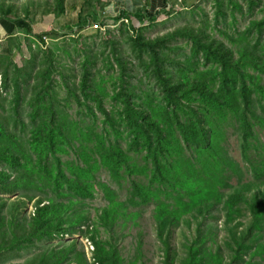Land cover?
<instances>
[{
  "label": "trees",
  "instance_id": "1",
  "mask_svg": "<svg viewBox=\"0 0 264 264\" xmlns=\"http://www.w3.org/2000/svg\"><path fill=\"white\" fill-rule=\"evenodd\" d=\"M230 1L234 9L240 8ZM65 2L47 0L43 13L59 18L65 13ZM145 3L146 6L135 12L120 6L112 18L123 34L127 33L131 51L140 66L152 74L156 85L160 86V102L136 100L139 96L129 90L132 62L129 67L125 53L117 47L118 41L111 40L108 55L120 70L115 99L121 101L123 111L120 117H115L102 99L96 98L106 125L97 132L94 129L76 131L73 124L68 126L67 122L57 120L53 74L60 70L57 55L48 46L45 36L58 32L53 28L35 32L29 6L20 13L15 3L0 0V32L11 38L15 28L23 29L37 39L43 53L38 67L32 65L26 70L24 65L10 61L1 72L0 94L6 95L11 82V117L15 128L20 124L24 131L27 127V147L9 128V119L4 115L3 122L0 117V264L18 258L28 246L38 247V243L51 242L56 237L63 239L67 234L81 231L88 217H73L72 211L80 203L72 200L94 198L97 174L102 169L117 183L129 180L130 195L126 202H120L114 190L100 184L108 204L93 222L92 232L86 231L91 234L97 262L121 264L115 246L97 238L98 224L111 232L120 214L126 213L127 204L133 207L154 205L157 238L165 246V256L167 253L163 264H173L172 231L185 216L202 221H195L196 234L186 246L181 264L206 263L202 225L213 207L219 204L227 236L215 252L210 249V264H251L256 256L264 254V165L261 156L251 151L257 147L253 143L255 125L264 122V45L260 47L264 16L250 21L242 33L244 39H238L235 48L211 37L203 26L194 27L189 23L148 39L143 33L145 24H152L156 17L146 11ZM167 3L172 7L171 2ZM108 4V0H80L75 26L66 27L76 33L91 27L94 21L104 26L105 18L97 20V15L99 9L103 11ZM257 4L249 1L250 8ZM215 5V20L225 17L224 2L215 0ZM133 18L140 27L131 23ZM177 38L190 42V53L183 59L174 56L178 46L170 45ZM228 39L235 43L234 38ZM10 41L15 42V39L12 37ZM89 55L92 54L87 53L80 63V91L86 98L92 97L96 66L95 58ZM24 75L33 79L29 90L25 89L27 78L23 79ZM28 93L27 124L20 119L19 107ZM231 120L235 121L241 155L252 176L245 184L228 182L235 162L222 146V131ZM121 122L131 138L128 149L122 145L123 133L117 127ZM110 127L117 130L116 135ZM74 138L77 144L72 143ZM71 151L76 159L64 161L62 155ZM132 152L142 156V163ZM34 190H41L47 197L34 201L30 195ZM15 195L14 201L5 198ZM33 201L34 211L28 217L22 208ZM245 214L247 226L241 221ZM76 242L65 244L70 246L66 253L75 250ZM222 246L226 247L227 255L222 252ZM43 251L35 264H61L71 256L64 252L59 256L54 249ZM33 261L28 260L27 264H34Z\"/></svg>",
  "mask_w": 264,
  "mask_h": 264
},
{
  "label": "rangeland",
  "instance_id": "2",
  "mask_svg": "<svg viewBox=\"0 0 264 264\" xmlns=\"http://www.w3.org/2000/svg\"><path fill=\"white\" fill-rule=\"evenodd\" d=\"M6 1L15 3L20 13L24 11L25 6L30 7V16L34 21L35 32L38 33L50 28L58 32L49 33L45 36L48 46L52 48L57 55L60 70V72H55L53 74L55 79L54 89L56 92L55 108L57 110V120L60 122H67L68 126L73 124L76 131L94 129L100 132L106 127L103 123L104 116L97 108L96 98L102 99L104 106L111 115L120 117L122 114V103L120 100L115 99V89L118 88L117 83L119 82L118 74L120 70L116 67L113 58L108 55L110 52V44H108V42L110 43L111 40L118 41L116 43L117 47L121 52L125 53V59L128 61L129 67H131L132 62L133 78L129 81V90L139 96L136 100L140 103L153 102L156 104L160 102V86L156 85V80L153 78L152 74L145 72L138 63L128 43L127 33L123 34L122 28L118 25L115 26V23L118 24V22H114L112 17L115 16L116 11L121 9L122 6L135 12L142 6H146L145 2H147L148 6L146 11L156 17V20L152 24H145L143 33L148 39H153L174 30L175 27L189 23L188 25L194 27L203 26L207 34L211 37L223 40L234 48L237 47L238 39H244L242 33L249 25L250 21L260 19L264 16V0H253L258 3L253 8L249 7V1L251 0H233L240 5V8L237 9H234L230 0H222L224 2L226 15L225 17H220L218 20H215V0H108L109 4L105 6L103 11L99 9L97 15V20H102L103 17L105 18L103 20L105 24L101 29L88 27L73 33L69 31L66 25L75 26L77 15L81 8L80 0H66L65 13L59 18H56L54 14L43 13V6L47 0ZM167 2H171L172 7ZM96 22L99 23V21H94L93 23ZM131 23L137 27L141 26L134 18ZM224 32L227 34H224ZM12 37L15 39V42L10 41ZM12 37L9 38L6 34L0 32V77L2 76V70L10 61L14 64L17 63L19 66L24 65L26 70H29L32 65H37L38 67L41 58H43L41 48L34 36L25 33L23 29L15 28ZM228 38H234L235 43H232ZM254 38H256V36ZM254 38L251 40H254ZM170 45L178 46V48H175L174 56H178L181 59H183L186 54L190 53V42L187 39H174ZM262 45H264V33L260 47ZM87 53L92 54L89 56L92 59L95 58L96 61V66L93 68L94 77L92 79L91 90L93 91L91 92V99L86 98L84 94L81 93L79 85L81 76L80 63ZM10 68L13 69V67ZM22 78H27L24 85L25 89L29 90L30 85L33 83V79H29L26 75L22 76ZM22 78L20 77V79ZM9 86V88L7 87L6 95L0 94V117L3 122L4 115L9 119V128L20 136L19 141L22 145L27 147V132L25 131L27 127L23 131L20 128V124L17 128L13 125V118L11 117L13 114L11 82H9ZM256 96H258V94H256ZM28 98L29 93L19 107L20 119L27 124L29 122L30 111V107L27 103ZM117 127L123 133V138L121 139L122 145L125 149H128L131 138L128 135L127 127L123 122L117 125ZM236 128L235 121L231 120L225 125V129L222 131V133H224L222 146L228 157L235 162V167L232 171L230 170L231 177L228 180V182L233 185L237 184L239 181L245 184L252 179L251 173L248 170V165L241 155L239 132ZM109 129L113 135L117 134L116 129L111 127ZM254 130L255 139H253V143H255L257 147L251 151L253 154H259L261 156L264 165V122L262 124L257 123ZM69 136L72 138L70 132ZM72 143L77 144V140L74 138ZM131 154L137 158L139 163H142L143 158L141 155H137L134 152ZM62 159L64 161H74L76 156L74 152L71 151L69 154H63ZM103 183L114 190L118 201H127L130 195V181L122 179L120 183H117L112 179L111 174L106 169L100 170L97 174L94 198L89 200H72L73 202L80 203V205L72 211L73 217L78 215H85L88 217L87 224L81 227V231L73 235L67 234L63 239L56 237L51 242L38 243V247L34 245L28 246L20 253L18 258L9 260L3 264H27L28 260L33 259L34 264L38 263V255L44 253L45 251L43 250L45 249H54L57 255L60 256L62 252L66 253V250L70 247L65 244L74 241H77L75 250L66 253L71 256L61 264H101L94 259L95 246L90 239L91 234L86 231L92 232L94 229L93 222L97 221L98 214H100V211L108 204V201L104 198L100 189V184ZM30 195L33 197L34 201L40 197H47L41 190H34ZM15 197H17V195L5 198L8 201H14L16 200ZM34 201L22 208L24 210L23 213L28 217L34 211ZM69 201L70 199L68 203ZM153 210L154 205L133 207L127 204L125 209L126 213L120 214L119 221L114 225L111 232L106 231L98 224L97 238L115 246L121 264H163V260L166 259L167 253L165 256V246L157 238ZM22 217H24V215H22ZM187 217L188 216H185V219L183 221L181 220L178 226L172 231L173 236L170 253L173 258V264H181V260L185 256L186 246L195 237L196 222L202 221L200 218L194 220L192 217ZM186 220L189 222L186 223ZM204 221L205 224L202 225V230L203 237L205 238V264H210L211 257L208 256L210 249L212 252H215L219 245H223L222 240L227 236L221 204L213 207L210 216ZM241 221L244 225L248 223L246 214L244 220ZM235 223H237V221ZM222 252L225 255L228 254L226 247L222 246ZM225 261H227V258ZM238 264H244V262H239ZM251 264H264V254L256 256Z\"/></svg>",
  "mask_w": 264,
  "mask_h": 264
},
{
  "label": "built area",
  "instance_id": "3",
  "mask_svg": "<svg viewBox=\"0 0 264 264\" xmlns=\"http://www.w3.org/2000/svg\"><path fill=\"white\" fill-rule=\"evenodd\" d=\"M118 24L117 23H115V26H117ZM91 27H94V28H96V29H101L102 27H101V25L98 23V22H96V23H93L92 25H91Z\"/></svg>",
  "mask_w": 264,
  "mask_h": 264
}]
</instances>
